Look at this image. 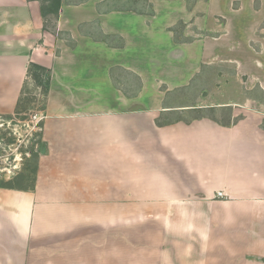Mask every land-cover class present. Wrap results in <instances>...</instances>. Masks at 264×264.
Listing matches in <instances>:
<instances>
[{"label":"crops","instance_id":"crops-1","mask_svg":"<svg viewBox=\"0 0 264 264\" xmlns=\"http://www.w3.org/2000/svg\"><path fill=\"white\" fill-rule=\"evenodd\" d=\"M111 1L62 0L51 32L39 1L0 0V114L20 108L31 62L51 71L36 187H0V264H121V250L122 264H264V112L163 121L221 38L257 23L255 0ZM219 18L218 38L171 30Z\"/></svg>","mask_w":264,"mask_h":264},{"label":"rangeland","instance_id":"rangeland-1","mask_svg":"<svg viewBox=\"0 0 264 264\" xmlns=\"http://www.w3.org/2000/svg\"><path fill=\"white\" fill-rule=\"evenodd\" d=\"M189 1L192 3L195 0ZM111 3L112 6H121L126 9L150 10L149 0H112ZM239 5L240 2L235 1L233 9H238ZM254 7L259 11L257 23L249 28L243 38L233 31L226 34L223 31L225 21L221 18L218 21L222 22V26L214 32L204 33V31H195L194 28V31L185 36L187 25L183 23L177 27L178 38L189 39L186 41L188 43L197 36L203 38L211 34L218 38L225 33L226 35L221 38L224 42H219L221 45L224 44L225 49L213 54L211 62L202 64L200 71L191 82L177 88L166 99L167 104L183 105L187 109L196 105L203 106L205 109L201 112L187 109L176 110L164 115L163 121L180 118L189 121L202 114L226 123L241 118L248 110L264 112V3L261 0H255ZM57 19L54 14L47 16L45 24L49 31H57ZM214 45L216 47V44ZM219 51L217 49V52ZM27 76L20 108L13 113L11 120L0 115V179H7L21 171L31 173L37 163L36 157L31 152L34 149L42 150L40 135L43 133V128L37 124V119L43 115L42 110L45 108L47 95L44 85H38L31 76L28 74ZM43 121L41 120L42 125ZM11 137H15V142L9 144L8 140ZM42 140L44 141L43 134ZM41 155H39L38 165ZM27 182L30 183L31 179L29 178ZM123 212L128 213V211H121V214ZM129 212H135V216L142 214L136 211ZM72 247L74 248L75 245ZM123 253L124 251L121 250V264L126 260ZM57 260L60 263L59 257L55 262ZM63 260L62 258L61 261ZM52 261L53 259H48L49 263Z\"/></svg>","mask_w":264,"mask_h":264},{"label":"trees","instance_id":"trees-1","mask_svg":"<svg viewBox=\"0 0 264 264\" xmlns=\"http://www.w3.org/2000/svg\"><path fill=\"white\" fill-rule=\"evenodd\" d=\"M41 3V14L44 19V27L48 29V27L45 24L46 18L49 14H54L58 18L62 0H37ZM153 13V10L151 11ZM183 23H179L178 25H182ZM177 25V27H178ZM185 26V25H184ZM177 27H173L171 30L175 33V37L177 40H182V41H188L189 39H180L178 38V30ZM49 30V29H48ZM56 32V31H55ZM181 41V42H182ZM27 74L31 76L38 85H44L45 89V94H48L49 91V86H50V76H51V71L44 66H41L39 64L31 62L28 66V71ZM44 78V79H43ZM22 99V98H21ZM20 104V102H19ZM213 108V107H211ZM202 109H205L203 106H196L194 105L192 108L187 109V110H198L199 112L202 111ZM1 116H4L8 119L13 118V114H0ZM202 118H210L219 124L225 125V126H231L235 123H237L241 118L233 119L230 120L229 122L223 123L214 117L208 116V115H199L194 117L191 120H196V119H202ZM157 123L161 124H168V123H163L159 120H157ZM40 127L43 128L42 123L39 124ZM263 128H264V121H263ZM40 142L42 144V150L41 151H36L35 149L31 152L32 155L36 157L37 163L36 166L33 168L31 173H27L25 171L21 172H16L12 177L7 178V179H0V187L3 188H13V189H21V190H34L36 187V181H37V174H38V159L39 155L42 153L47 152V143L42 140V133L40 135ZM15 142V137H11L8 140V143H14ZM31 179V182L28 183L27 181Z\"/></svg>","mask_w":264,"mask_h":264},{"label":"built area","instance_id":"built-area-1","mask_svg":"<svg viewBox=\"0 0 264 264\" xmlns=\"http://www.w3.org/2000/svg\"><path fill=\"white\" fill-rule=\"evenodd\" d=\"M44 119V115H42L41 117H39L38 119H37V124L39 125L40 123H41V120H43ZM40 126V125H39ZM217 195L218 196H224V192L223 191H218V193H217Z\"/></svg>","mask_w":264,"mask_h":264}]
</instances>
